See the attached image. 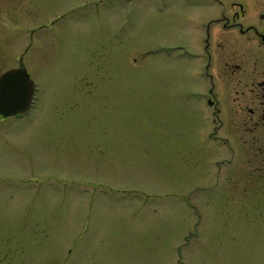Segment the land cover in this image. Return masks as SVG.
Returning <instances> with one entry per match:
<instances>
[{
    "label": "rangeland",
    "instance_id": "1",
    "mask_svg": "<svg viewBox=\"0 0 264 264\" xmlns=\"http://www.w3.org/2000/svg\"><path fill=\"white\" fill-rule=\"evenodd\" d=\"M230 1L0 0V74L36 85L0 121V264H264V179L207 191L193 94L199 23Z\"/></svg>",
    "mask_w": 264,
    "mask_h": 264
},
{
    "label": "flooded vegetation",
    "instance_id": "2",
    "mask_svg": "<svg viewBox=\"0 0 264 264\" xmlns=\"http://www.w3.org/2000/svg\"><path fill=\"white\" fill-rule=\"evenodd\" d=\"M199 27L203 33L195 38L193 59L195 72L208 87L193 94L196 111L203 106V119L212 123L208 152L216 174L207 191L223 193L232 180L235 191L250 193L258 187L252 180L264 179V0H231L218 17L202 20ZM35 98L26 112L0 113V121L31 116ZM42 170L33 166L31 178L45 176ZM45 172L51 176L50 169Z\"/></svg>",
    "mask_w": 264,
    "mask_h": 264
},
{
    "label": "water",
    "instance_id": "3",
    "mask_svg": "<svg viewBox=\"0 0 264 264\" xmlns=\"http://www.w3.org/2000/svg\"><path fill=\"white\" fill-rule=\"evenodd\" d=\"M35 85L26 69H10L0 76V113L7 117L26 111Z\"/></svg>",
    "mask_w": 264,
    "mask_h": 264
}]
</instances>
